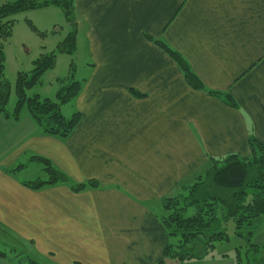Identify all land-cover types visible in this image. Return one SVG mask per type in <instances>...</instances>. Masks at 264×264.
Here are the masks:
<instances>
[{
    "label": "crops",
    "instance_id": "obj_1",
    "mask_svg": "<svg viewBox=\"0 0 264 264\" xmlns=\"http://www.w3.org/2000/svg\"><path fill=\"white\" fill-rule=\"evenodd\" d=\"M75 9L88 59L76 129L60 139L30 115L0 112V240L17 249L0 264L26 262L16 242L30 244L39 264H159L169 245L163 200L184 194L211 159L250 157L252 138L264 147V0H75ZM154 41L178 53L204 90ZM32 156L71 184L99 186L28 189L27 167L17 168ZM255 242L264 248V232Z\"/></svg>",
    "mask_w": 264,
    "mask_h": 264
},
{
    "label": "trees",
    "instance_id": "obj_2",
    "mask_svg": "<svg viewBox=\"0 0 264 264\" xmlns=\"http://www.w3.org/2000/svg\"><path fill=\"white\" fill-rule=\"evenodd\" d=\"M51 5L61 8L72 26L66 46L64 48L60 46L59 52L73 53L77 44L75 0H16L5 2L0 7V112L2 114L6 113L10 95V84L4 78L6 60L4 42L11 38L14 27V21L10 18ZM154 43L176 62L191 88L197 91L204 90L202 82L178 53L161 42L154 41ZM55 64L56 57L51 53L34 62V69L30 76L19 74L18 102L15 112L12 115L7 114V118H20L26 107L27 113L37 123L43 134L67 139L76 129L81 114L75 112L71 118H66L61 112V105L75 100L80 95L82 83L73 81L63 86L58 95L61 101L59 104L48 98L42 99L39 95L33 97L26 95L28 90L41 82L46 72L55 68ZM75 71L72 65L69 76L74 77ZM62 83H65L63 79ZM132 93L140 96L134 91ZM214 95L221 96L217 93ZM227 101L230 105L236 106L232 99L228 98ZM256 143L252 138L253 156L249 158L229 155L220 159H211V166L204 176L198 178L194 185L186 188L184 194L163 200L162 207L168 216L164 215L162 222L167 235L174 236L176 242L174 244L169 242L164 259L159 264H168V262L169 264H186L194 260L201 262L213 254L218 243L230 240L227 234V224L230 222L234 224L239 237L248 238L250 250L255 252L260 250L255 242L252 243V239L257 233L255 228L257 221L264 217V147ZM29 161L41 165L48 178L26 182L25 186L28 189L40 191L47 187L70 185L71 191L77 194L99 186L95 181L71 184L69 177L44 157L32 156ZM25 167L24 164H20L17 170L25 169ZM5 233L14 240L10 233ZM14 249L6 251L7 249L0 248V257H6L7 253L14 252ZM22 254L23 252L16 255L20 261ZM240 261L241 259L237 257L236 264H240ZM29 264L39 263L31 260Z\"/></svg>",
    "mask_w": 264,
    "mask_h": 264
},
{
    "label": "rangeland",
    "instance_id": "obj_3",
    "mask_svg": "<svg viewBox=\"0 0 264 264\" xmlns=\"http://www.w3.org/2000/svg\"><path fill=\"white\" fill-rule=\"evenodd\" d=\"M13 1L16 0H0V7L5 2ZM10 20L14 21L12 36L4 42L6 57L4 78L10 84L9 101L6 106V113H3L4 118L7 117V114L12 115L15 112L18 102L17 84L19 74L22 73L30 76L33 72L35 61L51 53L56 57L55 68L46 72L41 82L26 92L27 97L39 95L42 99L48 98L58 104L61 102L58 95L62 87L68 85L69 82L79 81L82 73H84L83 66L86 64V61L88 62L86 45L81 32L82 25L80 26L81 38L76 44L75 52H59L60 46L63 48L66 46V40L72 32V26L58 6L51 5L27 11L10 18ZM72 65L76 69L74 77L69 76ZM62 79L65 83H62ZM76 99L61 105V112L66 118H71L74 114L73 109ZM26 115L29 116L25 107L20 117L23 116L22 118H24ZM11 119L14 118L12 117ZM6 150L3 148L0 150V160L6 155ZM20 162V164H25L27 167L25 174L21 173L22 178L26 182L39 179L47 180L48 176L43 171V168L39 169L38 164L31 163L28 159H22ZM165 215L168 216V213ZM227 226V234L230 240L218 243L210 257L228 255L241 259L240 264H264V248H260L257 252L250 250L248 238L239 237L232 222L227 224ZM255 228H257V233L264 232V217H261L257 221ZM168 240L171 244L176 242L174 236H168ZM254 242L255 236L252 239V243ZM16 243L19 246L18 253L23 252L22 256L26 260L24 264H29L31 260L35 261V254L31 249H28L31 246L30 244ZM7 244L4 245L3 241L0 240L1 249L15 248L17 250L13 245ZM186 264H196V260L189 261Z\"/></svg>",
    "mask_w": 264,
    "mask_h": 264
}]
</instances>
